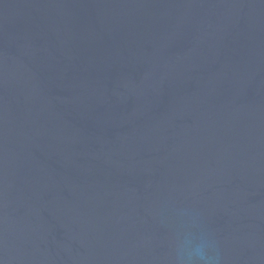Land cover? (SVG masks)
<instances>
[{
    "label": "water",
    "instance_id": "water-1",
    "mask_svg": "<svg viewBox=\"0 0 264 264\" xmlns=\"http://www.w3.org/2000/svg\"><path fill=\"white\" fill-rule=\"evenodd\" d=\"M264 264V0H0V264Z\"/></svg>",
    "mask_w": 264,
    "mask_h": 264
},
{
    "label": "clouds",
    "instance_id": "clouds-1",
    "mask_svg": "<svg viewBox=\"0 0 264 264\" xmlns=\"http://www.w3.org/2000/svg\"><path fill=\"white\" fill-rule=\"evenodd\" d=\"M209 245L207 241L185 239L180 246V255L182 259H186L189 264H209L210 256L208 254Z\"/></svg>",
    "mask_w": 264,
    "mask_h": 264
}]
</instances>
